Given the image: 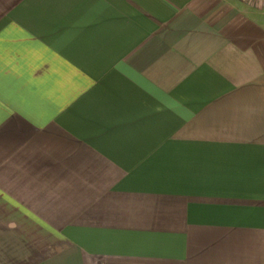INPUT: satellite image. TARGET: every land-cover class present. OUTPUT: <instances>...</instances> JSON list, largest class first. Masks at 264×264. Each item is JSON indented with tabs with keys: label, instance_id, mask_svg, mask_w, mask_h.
Returning a JSON list of instances; mask_svg holds the SVG:
<instances>
[{
	"label": "crops",
	"instance_id": "obj_1",
	"mask_svg": "<svg viewBox=\"0 0 264 264\" xmlns=\"http://www.w3.org/2000/svg\"><path fill=\"white\" fill-rule=\"evenodd\" d=\"M0 264H264V9L0 0Z\"/></svg>",
	"mask_w": 264,
	"mask_h": 264
},
{
	"label": "built area",
	"instance_id": "obj_2",
	"mask_svg": "<svg viewBox=\"0 0 264 264\" xmlns=\"http://www.w3.org/2000/svg\"><path fill=\"white\" fill-rule=\"evenodd\" d=\"M244 2H249L253 5H257L260 9H264V0H242Z\"/></svg>",
	"mask_w": 264,
	"mask_h": 264
}]
</instances>
